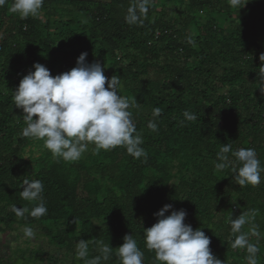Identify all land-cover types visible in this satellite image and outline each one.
I'll list each match as a JSON object with an SVG mask.
<instances>
[{
    "label": "trees",
    "instance_id": "obj_1",
    "mask_svg": "<svg viewBox=\"0 0 264 264\" xmlns=\"http://www.w3.org/2000/svg\"><path fill=\"white\" fill-rule=\"evenodd\" d=\"M12 3L0 7V233L10 229L22 240L0 243V264H87L98 256L100 264H121L116 250L127 234L144 252L143 264H160L144 229L166 204L187 212L185 223L205 232L224 264H242L230 218L241 214L237 206L252 209L253 189L215 163L219 149L231 145L255 149L264 164V0H151L142 26L125 22L134 0H44L39 15L27 19L11 11ZM85 52L139 103L131 111L146 159L90 144L81 159L65 162L43 140L22 135L27 125L13 97L23 76L35 63L53 76L69 71ZM185 111L197 119L187 121ZM150 120L158 131L147 127ZM26 178L43 182L45 216L16 215L15 207L36 203L20 197ZM25 226L34 241L21 238ZM252 227L243 228L249 240ZM81 240L84 258L77 256ZM100 242L113 247L107 261Z\"/></svg>",
    "mask_w": 264,
    "mask_h": 264
},
{
    "label": "clouds",
    "instance_id": "obj_2",
    "mask_svg": "<svg viewBox=\"0 0 264 264\" xmlns=\"http://www.w3.org/2000/svg\"><path fill=\"white\" fill-rule=\"evenodd\" d=\"M44 0H13L11 11L21 19L39 15ZM7 0H0L3 7ZM151 0H134L127 9L125 22L129 25H143L147 17ZM232 6H239L240 0H230ZM245 5V4H244ZM243 5V6H244ZM242 6V7H243ZM241 7H239L240 9ZM188 43H193L189 38ZM87 53H81L71 70L53 76L50 70L40 64L33 65L20 80L14 91V103L23 110L26 127L22 130L25 137L38 138L56 158L65 162H74L82 158L89 145L94 150L109 151L123 147L134 158H147V152L141 146L143 139L137 133L136 122L131 109L138 108L135 98L120 94L121 80L119 76L111 78L104 74V66L99 61L88 63ZM264 55L260 56V60ZM260 87L264 92V68L261 69ZM107 83V87H105ZM160 108L153 109V116L160 115ZM187 121H195L196 115L185 111ZM183 123V121H181ZM147 127L158 131L155 120H150ZM231 152V159L228 153ZM219 162L217 170L230 168L239 186L251 184L257 186L262 181L264 164L253 148L232 150L231 145H224L217 153ZM238 165V167H237ZM20 197L29 202H36L28 207H15L18 217L28 213L33 218L45 216L48 212L43 196L44 184L38 179H24ZM166 215V213H169ZM257 215L256 209L230 218L231 231L235 235L233 249H245L247 264H259L257 254L259 242L252 243L249 233L243 231L245 225ZM156 223L144 229L145 245L155 252V259L160 264H224L211 251L210 238L200 228L193 229L185 223L187 212L184 209L173 210L171 204L164 205L154 213ZM253 234L256 226L251 229ZM23 233L32 239L36 233L31 226H25ZM123 244L117 247L116 255L121 264H143L144 252L139 248L132 234L123 237ZM87 244L81 240L77 243V256H86ZM102 258L107 261L113 247L100 242ZM101 257L87 261V264H100Z\"/></svg>",
    "mask_w": 264,
    "mask_h": 264
},
{
    "label": "rangeland",
    "instance_id": "obj_3",
    "mask_svg": "<svg viewBox=\"0 0 264 264\" xmlns=\"http://www.w3.org/2000/svg\"><path fill=\"white\" fill-rule=\"evenodd\" d=\"M224 27H227V24L224 23L223 24ZM121 94V93H120ZM122 95V94H121ZM264 176V173H262V177ZM249 188L253 189V193L251 194V206L250 208L252 209H256L257 210V215L255 216V218L253 220H251L249 222V224L252 226H256V232L259 233V228H262V226H264V178H262V181L259 185L257 186H252L251 184L247 185ZM235 210L237 212L245 213L246 211L242 210L241 208H239L238 206L235 208ZM250 235H252V238L250 240V242L252 243H257L259 242V248L260 251L257 254V258L259 261V264H264L263 260H264V230L262 232L259 233V235H255V237L253 236L252 232L250 233ZM25 236L22 234L21 238H24ZM22 239H15L14 236V231L10 230V229H6V231L4 233H0V243H3V245H8L9 243L10 245H16V244H20ZM31 241H34V238L31 239ZM37 243H42L41 239H38L36 241ZM238 250V249H237ZM239 251L243 252V250L239 249ZM245 251V255L247 256V252ZM240 252V253H241ZM239 253V256H240ZM263 262V263H262ZM242 264H247L246 259L242 262Z\"/></svg>",
    "mask_w": 264,
    "mask_h": 264
}]
</instances>
